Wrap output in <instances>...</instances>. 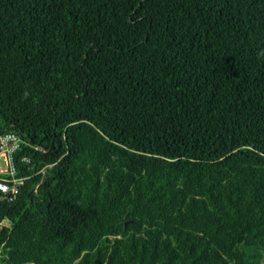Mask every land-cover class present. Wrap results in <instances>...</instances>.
<instances>
[{
  "label": "trees",
  "instance_id": "trees-1",
  "mask_svg": "<svg viewBox=\"0 0 264 264\" xmlns=\"http://www.w3.org/2000/svg\"><path fill=\"white\" fill-rule=\"evenodd\" d=\"M0 264H264V0H0Z\"/></svg>",
  "mask_w": 264,
  "mask_h": 264
},
{
  "label": "built area",
  "instance_id": "built-area-1",
  "mask_svg": "<svg viewBox=\"0 0 264 264\" xmlns=\"http://www.w3.org/2000/svg\"><path fill=\"white\" fill-rule=\"evenodd\" d=\"M19 147V137L13 132L0 134V197L12 201L23 184L24 177L16 175L13 153ZM3 222H0V227Z\"/></svg>",
  "mask_w": 264,
  "mask_h": 264
}]
</instances>
